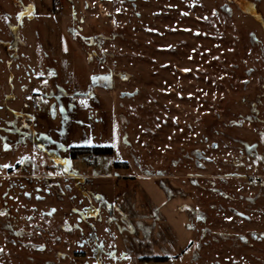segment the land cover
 Listing matches in <instances>:
<instances>
[{
  "label": "rangeland",
  "instance_id": "rangeland-1",
  "mask_svg": "<svg viewBox=\"0 0 264 264\" xmlns=\"http://www.w3.org/2000/svg\"><path fill=\"white\" fill-rule=\"evenodd\" d=\"M244 2L0 0V264H264V26ZM83 146L113 154L29 202Z\"/></svg>",
  "mask_w": 264,
  "mask_h": 264
},
{
  "label": "flooded vegetation",
  "instance_id": "flooded-vegetation-1",
  "mask_svg": "<svg viewBox=\"0 0 264 264\" xmlns=\"http://www.w3.org/2000/svg\"><path fill=\"white\" fill-rule=\"evenodd\" d=\"M120 1L129 2V0H120ZM238 1L239 0H229V3H225V4L220 6L221 11H223L224 13H227L229 16L232 17L234 9L237 8L236 7V3ZM244 3L246 4V13L248 14V16L252 20H254L257 23L262 24L264 26V0H245ZM133 7L137 8L136 4H133ZM215 13L217 15L218 13H220V11L217 10ZM137 17L139 19L142 18V16H140V15H137ZM211 58L214 59V48H213V53H212ZM105 78H109V76L108 75H97V76L93 77L94 85L95 84L98 85V83H100L99 85L104 84L101 81L103 79H105ZM124 93L126 94V93H129V92H123V93H121V95L124 94ZM134 98L135 97L130 98L128 95H125L124 98H122V99L131 100V99H134ZM37 138L34 139V140H37V144L38 145L42 144V142H41L42 139L41 138L37 139ZM38 147L39 146H37V148ZM83 148H84V152L82 151ZM42 149L44 151L47 150L44 146H42ZM86 149H88L87 146L79 147V148H76V149L71 148L70 153H69V159H66V160L65 159L64 160H59V156H57L54 159V162H57V163H56V165L53 164V166L56 167L55 170H54L56 174L51 176V177H49V176L42 177L44 179L43 182L46 184V188H47L45 190L46 197H41L38 193L42 190V188L41 187H36L35 188V193L27 192L25 194L27 200L29 202H31L33 200H36L38 203H45V202H48V198L52 197V194H54V196L58 195V197H65L66 193H68L69 195L74 197L76 189L79 188L78 186H80V185L77 184V182L78 183H84L85 179L82 178V176L77 175L72 170V168L69 166L68 162L70 160H72V159H75L79 154L87 153V154H90V155H94V154L88 153V151ZM195 153H196V156L199 159H204L205 158V155L200 153L198 150L195 151ZM111 154H113L112 153V149H111ZM95 156H99V155H95ZM26 165H27V163H26ZM198 165L200 166V164H198ZM30 172L32 173V170H30ZM22 177L25 178V180H27L29 178H32V176L29 175V174H24ZM61 179H63V181H61ZM76 184L78 186H76ZM86 193H88L87 190H86ZM86 209L87 210L92 209V204L88 203V206H87ZM48 210L49 211L41 210L40 211L41 216L43 218L45 217V218H49V219L55 217V215L57 213V212H54L55 208H49ZM46 214H49V215H46ZM86 214H87V212H85V215ZM111 214H113V212H111ZM77 218H78L77 221H82V217H77ZM75 222H76V218H75ZM70 228H71V231H72L73 230L72 228H74V227H70Z\"/></svg>",
  "mask_w": 264,
  "mask_h": 264
},
{
  "label": "trees",
  "instance_id": "trees-1",
  "mask_svg": "<svg viewBox=\"0 0 264 264\" xmlns=\"http://www.w3.org/2000/svg\"><path fill=\"white\" fill-rule=\"evenodd\" d=\"M88 153L94 154V155H106V154H111V149H102V148H93L90 152V150L86 149ZM115 166L119 168V164L116 163ZM165 260L167 258H162L161 260Z\"/></svg>",
  "mask_w": 264,
  "mask_h": 264
},
{
  "label": "water",
  "instance_id": "water-1",
  "mask_svg": "<svg viewBox=\"0 0 264 264\" xmlns=\"http://www.w3.org/2000/svg\"><path fill=\"white\" fill-rule=\"evenodd\" d=\"M125 95H128L130 98L136 97L138 95V91L132 92V93H124L121 95L122 98H124Z\"/></svg>",
  "mask_w": 264,
  "mask_h": 264
}]
</instances>
